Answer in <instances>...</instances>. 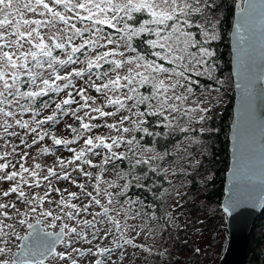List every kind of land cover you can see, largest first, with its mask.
Masks as SVG:
<instances>
[{
	"label": "snow or ice",
	"instance_id": "1",
	"mask_svg": "<svg viewBox=\"0 0 264 264\" xmlns=\"http://www.w3.org/2000/svg\"><path fill=\"white\" fill-rule=\"evenodd\" d=\"M213 7L214 0H0V138L19 137L23 145L0 152V185L8 184L0 186V197L14 196L0 203V264H45L48 255L58 264H81L77 257L85 252L92 257L89 264H115L112 253L120 249L122 261L125 246L152 251L135 241L152 233L148 223L157 219L156 205H146L132 190L162 198L168 192L160 191L162 182L171 183L170 171L175 175L168 163L174 153L166 144L158 150V138L168 140L178 131L196 143L207 131L193 122L209 119L210 108L188 101L200 83L193 76L213 78L210 44L220 38ZM50 94L58 99L42 100ZM61 117L74 121L66 125L70 137L45 127ZM46 138L51 146L43 143ZM37 144L38 155L54 154L56 146L72 155L45 166L30 157L28 150ZM173 147L179 150L183 142ZM118 162H127V169L106 178ZM61 181L79 191L56 187ZM137 218L143 223H129ZM165 219L166 226L175 225L171 212ZM57 222L59 231L45 233L55 241L22 253L44 259H15L13 238L23 242ZM17 225L28 231L21 235ZM105 239L109 245L97 242ZM57 243L66 246L57 250Z\"/></svg>",
	"mask_w": 264,
	"mask_h": 264
},
{
	"label": "rangeland",
	"instance_id": "2",
	"mask_svg": "<svg viewBox=\"0 0 264 264\" xmlns=\"http://www.w3.org/2000/svg\"><path fill=\"white\" fill-rule=\"evenodd\" d=\"M209 3H213V0H209ZM211 12L213 17L220 22L222 13L221 10L219 9L216 12L211 10ZM217 32L220 37L219 23L217 25ZM219 83L223 85L222 89L218 86H211L209 89H205L203 87L197 92L194 89L195 94L190 97L188 103H191L192 100H200L204 102L201 105L202 107L210 108V111L207 113V116L210 118L206 119L202 123H197L194 121V128L199 129L200 127H203L208 129L212 120L214 118H218L219 113L226 107L230 98L229 94H234V81L232 72L226 78L220 79ZM91 94L96 95L95 92H92ZM60 95H63V93ZM56 99H58V97ZM52 108H54V103L52 104ZM52 108L45 110L43 115L50 114ZM25 118H28L27 114ZM186 121L187 118L185 117L180 122L183 124ZM97 123H99V121H97ZM67 124H74V121L71 117H64L61 122L55 125H52V123L49 122V124H47L45 127L48 128L49 131L55 132L58 136L70 137V131L66 128ZM11 131H17L23 135V130H20L19 128L14 127ZM96 131L99 133L108 132L106 128H100ZM0 132H2V129H0ZM32 138L33 137L31 134L27 136L28 143H31ZM5 140L9 141L10 143L6 145ZM203 142L204 141L201 136H199L196 143L184 141L183 147L181 149L187 153L186 157L177 158V160L174 161H168L170 168L175 169V175H173L170 171L169 178L173 180L171 189L172 196L168 201L165 217L166 213L171 212L172 216L175 218V225L169 224L166 226V219L161 222L156 219L149 221L148 227L153 229L152 233L148 235L142 233L140 236L136 237L135 242L137 244L146 245L148 248H151L152 251L147 252L141 248H133L130 245L125 246V248L122 250L125 253L122 261L119 259L121 252L120 249H117L112 253L111 260L114 261L115 264L220 263L229 243L227 215L221 209V202L218 201L214 196H211L210 198H206L205 196L203 197L202 193H206L209 187L205 185L202 191L198 190V188L193 189V186L190 182L191 178L189 177L192 175V178L199 177L202 181H207L213 176L212 172L206 174V172L200 167L202 162L197 149L201 144H203ZM43 143L49 146L52 144L51 140L48 138H46ZM80 143H82V141ZM12 144L20 145L19 137L5 136L0 138V152L5 150L11 151ZM40 146V144H37L28 151L30 152V157H36L37 162L45 166L52 165L55 162L57 156L70 158L72 155V153L68 152L63 146H56L54 148V154L38 155L37 148ZM72 146L76 147L77 145ZM20 148H23V145H20ZM13 163H15V160H13ZM28 163H32L31 158H29ZM92 171L96 172L98 170L92 169ZM117 171H119L117 166H115V168L109 167L108 171L105 173V177L112 179L115 177ZM78 175V173H73V176ZM79 178L80 180L84 179L82 176ZM0 186L7 188L8 184L5 183ZM55 186L67 188L69 191H79L78 188H76L74 185H71L67 181H61L60 183L55 184ZM177 193L180 195H177ZM52 196L58 198V194L56 193H52ZM9 200H14V196L8 198L0 197V203H7ZM17 207L23 208V205L17 202ZM7 211H9L10 214H14L15 210L9 208ZM145 211L151 212L153 210L151 209ZM7 222L13 223L14 220H8ZM129 223L140 225L143 223V219L137 218L134 221L130 220ZM47 229L54 231L59 230V222H57L56 228ZM17 231L23 235L28 230L26 226L17 225ZM259 232L263 235V239L259 247V253L262 257H264V221ZM145 233H147V228L145 229ZM129 235L135 236V232H130ZM13 240L14 244L12 250L16 252L20 248L21 242L15 241V238H13ZM97 242L101 243V246L109 245L108 239H105L102 242ZM65 246L66 245L64 243H60L57 247V250H63ZM82 246L85 249L92 247L91 245L83 242ZM197 249L200 251L197 252ZM160 253H163V255H160ZM77 259L81 261V264H89V261L92 259V257L89 256L87 252H85L83 256H78ZM104 259L107 260L108 257H104ZM45 264H58V260L56 257L50 255L45 260Z\"/></svg>",
	"mask_w": 264,
	"mask_h": 264
},
{
	"label": "water",
	"instance_id": "3",
	"mask_svg": "<svg viewBox=\"0 0 264 264\" xmlns=\"http://www.w3.org/2000/svg\"><path fill=\"white\" fill-rule=\"evenodd\" d=\"M230 49L234 103L229 167L221 201L227 215L229 243L219 264H247L250 233L264 210V0H237ZM52 231L45 228L39 236L33 233L21 242L15 259H44L22 253L28 248L38 252L44 244L55 241V237L45 235Z\"/></svg>",
	"mask_w": 264,
	"mask_h": 264
},
{
	"label": "trees",
	"instance_id": "4",
	"mask_svg": "<svg viewBox=\"0 0 264 264\" xmlns=\"http://www.w3.org/2000/svg\"><path fill=\"white\" fill-rule=\"evenodd\" d=\"M237 0H215L213 7V12L221 10V18L219 22L220 29V38L216 41L211 42L210 47L215 51V67L212 72L213 78L208 77H195L193 79H199V85H194L195 91L201 90V88L209 89L211 86H218L222 89L223 85L219 83L220 79L226 78L230 75L231 71V49H230V32L234 19V9ZM230 98L227 102L226 107L219 113L218 118H214L209 125L207 131L203 134H198L203 138V144H201L197 152L200 154L201 158V169H203L206 174L209 172L213 173L211 179L207 181H202L199 177L192 178L190 182L193 186V189L198 188V190L203 189L206 185L209 187L206 193H202L203 197L210 198L214 196L218 201H222L224 197V186H225V177L226 172L229 167V132H230V123L232 120V108L234 103V94L230 93ZM56 94H50L48 97L42 98V100H49L50 102L56 100ZM64 117L58 119V122H61ZM55 123V124H57ZM52 124V125H55ZM198 129V128H196ZM161 130V129H157ZM147 139V138H146ZM160 144L157 145L158 150H163L160 145L166 144L170 152H173L174 155L168 158V161L177 160V158L186 157V152L183 149H175L173 145L177 140L184 142V134L179 133L178 131L174 133L168 140L163 138H158ZM205 146V147H204ZM116 166L120 169H127V162L121 164L117 163ZM139 171V169L137 170ZM203 175V174H202ZM168 181H163L160 187V191L164 188L168 189V192L160 199H155L152 193L140 190L133 189L132 191L136 195H140L144 200L146 205L155 204V211L158 221H163L165 219V212L168 201L170 200L172 193V183L169 177ZM159 195V192H157ZM151 207L145 208V210H151ZM153 210V209H152ZM264 213V210H263ZM262 214V213H261ZM264 215V214H263ZM263 215H259L255 220L251 233H250V244H249V256L247 264H256L258 259H261V264H264V257L259 255V247L261 245L263 235L260 234L259 230L263 226Z\"/></svg>",
	"mask_w": 264,
	"mask_h": 264
},
{
	"label": "flooded vegetation",
	"instance_id": "5",
	"mask_svg": "<svg viewBox=\"0 0 264 264\" xmlns=\"http://www.w3.org/2000/svg\"><path fill=\"white\" fill-rule=\"evenodd\" d=\"M264 213H263V211H262V214H260V216L261 215H263ZM262 218H264V215L262 216ZM259 252V251H258ZM259 255H260V253H259ZM256 264H261V259H258V261L256 262Z\"/></svg>",
	"mask_w": 264,
	"mask_h": 264
}]
</instances>
